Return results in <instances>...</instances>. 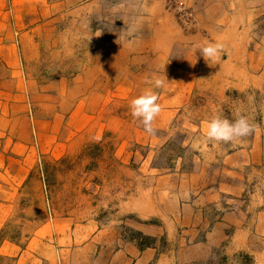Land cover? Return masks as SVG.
I'll return each mask as SVG.
<instances>
[{"label": "rangeland", "instance_id": "1", "mask_svg": "<svg viewBox=\"0 0 264 264\" xmlns=\"http://www.w3.org/2000/svg\"><path fill=\"white\" fill-rule=\"evenodd\" d=\"M213 1L0 0V264H256L264 238L252 224L239 242L225 221L234 207L191 202L218 184L208 171L221 154L241 148L238 207L244 221L255 210L264 217V64L259 80L242 90L232 88L230 65L224 80H209L217 60L206 62L205 77L191 71L179 87L166 78L154 89L163 91L154 134L129 107L154 85L135 77L144 62L129 56L128 65L119 40L141 34L152 3H162L173 36L212 32L232 52L260 41L264 12L244 35L201 29L193 12ZM230 1L221 4L240 8ZM178 4L192 13L190 25L178 20ZM195 58L194 70L201 65ZM237 110L256 126L250 135L227 143L207 138L214 116L232 121ZM227 187L224 202L236 197Z\"/></svg>", "mask_w": 264, "mask_h": 264}, {"label": "crops", "instance_id": "2", "mask_svg": "<svg viewBox=\"0 0 264 264\" xmlns=\"http://www.w3.org/2000/svg\"><path fill=\"white\" fill-rule=\"evenodd\" d=\"M223 1H224L223 4L226 5L227 2H225V0ZM223 1L215 0V2L213 1L214 5L208 4L207 9L201 10L197 7L198 11L193 10L194 11L193 13H195L196 17L198 18L197 21L201 29H205L206 31L222 30L224 31V33L225 32L228 33L229 31L234 30V31H241L240 34L244 35L245 32L247 33V31L248 30L250 31V29L254 28V26L255 29L257 28L256 25L252 26V24L258 22L259 17L261 18V14L264 12V0H241L240 3L239 1L231 0L229 4H232L233 6L235 5L237 6L240 4V8H235L233 10L226 9L225 6L221 4V2ZM161 4L162 3H158L157 5L159 6ZM157 5L155 6V3L154 4L152 3L153 8L151 7L149 9L150 11L148 15L144 16L145 18V21L143 22L144 24L140 25V27L138 28L139 29L138 31L142 30L141 34L135 37H131L132 35H127L125 33H122V38L119 40L120 41L119 45L121 47L120 49L122 50V54L127 57L126 61L128 65H130L131 63L129 56L130 57L136 56V58L141 56L142 61L144 62V66L142 65L139 66L137 73H134L135 77H137L139 80L144 79V82L146 81V83L149 84L148 80H152L157 77L163 78L165 76L167 79L171 81V83L174 82L177 85L181 82V79L188 78L189 77L188 74H190L191 71L192 73H195L194 76L196 77L199 75V72H201L202 73L201 75L205 77L206 75H204V73L205 71L206 72L209 71L206 70L209 68V66L208 64H206V61H204L203 57L200 55L197 46L201 45L204 40L213 41L212 32L211 33L206 32L205 36H198V33L195 32L193 33V35L185 36V39L179 38L177 37V35H175L176 36L175 37L173 36V34L176 32V26L174 25L173 22H171V20L169 21L165 13L159 12V8L157 7ZM262 29L260 28L261 34L262 32H264V28ZM203 34L204 33L202 30V35ZM221 35L222 33L218 32L219 38H221ZM258 44L261 45L260 50L256 48ZM106 45L109 48L112 47L110 51L113 52L114 43L106 44ZM239 49H240L239 51L234 50V52H232L231 50H222V52L223 53L226 52L228 56L226 59H224L223 56L220 55L221 57L217 60L218 62H216L215 64H219L220 66L222 65V67H219L218 65V69H217L218 72H215L214 75H212L213 73H210L211 76H208L209 80L210 79L224 80V78H226V75L223 72L225 70L224 66L230 65L232 66V69L230 70L229 73L232 72L233 76L230 77L229 81L231 80L232 84L233 83L235 84L232 85L233 89L242 90V89H247L248 87H253L252 84L253 83L255 84V82L259 80V75L261 76V74H258V72L262 68V65L264 64V57H263L264 35L262 38H260L259 42L253 43V48L248 49L246 42H244L240 44ZM181 51H184L183 55L180 53ZM195 56H198V58L200 59L199 61H201V65H197V68L195 69L196 71L193 68L194 61L198 62ZM106 63L108 66L111 67L112 62L106 61ZM179 63L181 67H178ZM127 68L128 70L130 69V67ZM174 91L175 93H177L179 91V88H177V90L175 89ZM156 92L160 96L163 91L157 90ZM253 139L255 140L256 137H254ZM250 151L252 152L251 154L252 158H256V155H258L259 150L257 151L255 149L254 151L252 150ZM262 154L263 153L260 154L261 157ZM221 156H222L221 163H219L217 167L215 168L213 167V169L208 171L209 175H211V179L213 181H216V183L218 184L216 186L210 185L207 191H203V193L199 195V197L202 196V199H200L199 197H197V195H195L196 198L194 197L191 204L193 203V205H196L197 202H203L202 205H206L208 203L206 201H209L210 199V201H212L210 205L224 203L227 205V208L234 207L236 210L233 213L232 212L229 213L228 214L229 219L225 220V221L229 220L228 226L233 228V233L231 234L233 236L232 238H235L239 240V242H241L240 240L241 236L245 235L246 233L248 235L249 232L246 226H248L249 228L250 224H252L251 227L253 229L255 228V231L256 233L259 234V237L264 238L263 237L264 217L263 218L261 217L259 211L257 212V210H255V212H253L254 215L250 216L248 221L247 219L246 221H244L243 217L246 214L242 215V209L238 207V205L242 203L237 198L241 195L240 188L238 187L240 181L238 177L241 174L240 163H241V159H243L242 149L241 148H237L236 150L232 149L225 152L224 154H221ZM225 185H227L228 187ZM226 187L227 189L232 190L233 195L236 197L230 199L231 201H228V199H226V201L224 202L221 199L224 196V194L225 196L226 195L229 196V193H226L228 192L226 190ZM195 188H197V186ZM212 197L214 198L212 199ZM221 224H222L221 222H215L214 227H219ZM234 244L238 245V242ZM127 246H129V249L133 251L132 253L135 256H138L140 254L139 251H137L132 244H127ZM234 249H237V247H234ZM254 254H255V263L258 264L257 262L258 259L264 258V248L263 247L256 248ZM137 261H138L137 264L145 263L140 258Z\"/></svg>", "mask_w": 264, "mask_h": 264}, {"label": "clouds", "instance_id": "3", "mask_svg": "<svg viewBox=\"0 0 264 264\" xmlns=\"http://www.w3.org/2000/svg\"><path fill=\"white\" fill-rule=\"evenodd\" d=\"M197 49L208 63L219 59L223 45L219 42L204 40L201 45L197 46ZM166 82V77L155 78L154 81L149 82L154 87L145 88L130 101L131 115L143 125L146 133L154 134L153 123L162 111V106L158 102L159 95L154 89L162 88ZM255 128L256 126L237 110L235 119L232 121L219 115L214 116L207 124L206 136L210 140L227 143L250 135Z\"/></svg>", "mask_w": 264, "mask_h": 264}, {"label": "bare ground", "instance_id": "4", "mask_svg": "<svg viewBox=\"0 0 264 264\" xmlns=\"http://www.w3.org/2000/svg\"><path fill=\"white\" fill-rule=\"evenodd\" d=\"M1 4V3H0ZM31 5V4H30ZM36 5V4H35ZM4 7V6H3ZM33 9V8H32ZM226 11V10H225ZM228 11V10H227ZM32 12V11H31ZM227 15V14H226ZM131 16V15H130ZM106 18H107V16H106ZM229 20V19H228ZM1 21V20H0ZM52 21V20H51ZM145 21V20H144ZM143 21V22H144ZM210 21V20H209ZM218 21V20H217ZM225 22V21H224ZM144 23H142L141 25H143ZM137 25V24H136ZM147 26V25H146ZM136 28V27H135ZM44 29V28H43ZM51 30V29H50ZM136 30V29H135ZM111 31V30H110ZM148 31V30H147ZM140 32V31H139ZM138 34V33H137ZM13 37V36H12ZM114 37V36H113ZM244 37V36H243ZM109 40V39H108ZM127 40V39H126ZM133 40V39H132ZM134 41V40H133ZM237 41V40H236ZM11 42V41H10ZM110 43V42H109ZM166 44V43H165ZM115 45V44H114ZM125 45V44H124ZM129 45V44H128ZM2 46V45H1ZM10 47V46H9ZM131 47V46H130ZM147 47V46H146ZM112 48V47H111ZM11 49V48H10ZM115 49V48H114ZM187 50V49H186ZM147 51V50H146ZM128 52V51H127ZM148 52V51H147ZM234 52V51H233ZM107 53V52H106ZM150 53V52H149ZM144 54V53H143ZM188 54V53H187ZM131 55V54H130ZM150 56V55H149ZM192 57V56H191ZM264 57V56H263ZM11 58V57H10ZM151 58V57H150ZM12 60V59H11ZM71 60V59H70ZM149 60V59H148ZM187 60V59H186ZM75 61V60H74ZM78 61V60H77ZM76 61V62H77ZM190 61V60H189ZM80 62V61H79ZM186 62V61H185ZM243 62V61H242ZM176 63V62H175ZM189 63V62H188ZM226 63V62H225ZM68 64V63H67ZM71 64V63H70ZM87 64V63H86ZM131 64V63H130ZM141 64V63H140ZM147 64H148V62H147ZM10 65H12V63L10 64ZM155 65V64H154ZM13 66V65H12ZM149 67H150V65H149ZM170 67V66H169ZM18 68V67H17ZM56 68V67H55ZM132 69V68H131ZM171 69V68H170ZM185 69V68H184ZM135 70V69H134ZM178 70V69H177ZM180 70V69H179ZM81 72V71H80ZM167 72V71H166ZM169 72V71H168ZM69 73V72H68ZM137 73V72H136ZM64 74V73H63ZM81 74V73H80ZM140 74V73H139ZM142 74V73H141ZM171 74V73H170ZM165 77V76H164ZM163 77V78H164ZM70 78H72V77H70ZM169 78V77H168ZM24 79V78H23ZM72 81H74V80H72ZM129 81V80H128ZM67 83V82H66ZM40 88V87H39ZM61 89V88H60ZM134 89V88H133ZM43 90V89H42ZM62 91V90H61ZM157 91V90H156ZM2 92V91H1ZM9 92V91H8ZM60 92V91H59ZM114 92V91H113ZM48 93V92H47ZM132 95V94H131ZM100 96V95H99ZM169 96V95H168ZM50 97V96H49ZM91 98V97H90ZM169 98V97H168ZM8 99V98H7ZM10 99V98H9ZM41 99V98H40ZM46 100H48V99H46ZM88 100V99H87ZM11 101V100H10ZM45 101V100H44ZM2 102V101H1ZM49 102V101H48ZM15 103V102H14ZM51 103V102H50ZM16 104V103H15ZM87 104V103H86ZM94 104V103H93ZM12 105V104H11ZM83 105V104H82ZM9 107V106H8ZM70 108H73V107H70ZM77 108V107H76ZM15 109V108H14ZM2 110V109H1ZM4 110V109H3ZM78 110V109H77ZM84 110V109H83ZM101 111V110H100ZM93 112V111H92ZM122 112V111H121ZM73 113V112H72ZM94 113V112H93ZM92 113V114H93ZM54 114V113H53ZM69 114V113H68ZM75 114H76V111H75ZM80 115V114H79ZM97 115V114H96ZM59 116V115H58ZM84 116V115H83ZM92 117V116H91ZM119 117V116H118ZM50 118V117H49ZM94 118V117H93ZM131 118V117H130ZM20 119H21V117H20ZM64 120V119H63ZM60 121V120H59ZM92 121V120H91ZM43 122V121H42ZM180 122H181V120H180ZM44 124V123H43ZM54 124V123H53ZM57 124V123H56ZM66 124V123H65ZM70 124V123H69ZM127 124V123H126ZM79 125V124H78ZM81 125V124H80ZM99 125V124H98ZM67 127V126H66ZM203 127V126H202ZM77 130H78V128H77ZM28 131V130H27ZM57 131V130H56ZM26 133V132H25ZM34 133V132H33ZM37 133H39V132H37ZM42 133V132H41ZM22 139V138H21ZM26 141H27V139H26ZM42 142V141H41ZM5 143V142H4ZM33 143V142H32ZM14 144V143H13ZM12 144V145H13ZM18 144V143H17ZM5 145V144H4ZM23 145V144H22ZM38 145V144H37ZM11 147V146H10ZM42 148H43V146H42ZM31 149V148H30ZM10 150V149H9ZM42 150V149H41ZM43 151V150H42ZM46 151V150H45ZM14 152V151H13ZM127 152V151H126ZM56 153V152H55ZM125 153V152H124ZM125 159H126V157H125ZM11 161V160H10ZM55 161H57V160H55ZM54 162V161H53ZM12 168V167H11ZM13 177V176H12ZM16 180V179H15ZM15 183V182H14ZM2 188V187H1ZM4 188V187H3ZM10 188V187H9ZM3 205V204H2ZM69 234V233H68ZM50 236V235H49ZM69 236V235H68ZM79 236V235H78ZM65 237V236H64ZM98 237V236H97ZM100 237H102V236H100ZM52 240V239H51ZM70 242V241H69ZM84 243V242H83ZM82 243V244H83ZM91 243V242H90ZM101 246H102V244H101ZM109 246V245H108ZM51 249V248H50ZM50 254V253H49ZM48 256V255H47ZM89 259V258H88ZM21 262V261H20ZM21 264V263H20Z\"/></svg>", "mask_w": 264, "mask_h": 264}, {"label": "built area", "instance_id": "5", "mask_svg": "<svg viewBox=\"0 0 264 264\" xmlns=\"http://www.w3.org/2000/svg\"><path fill=\"white\" fill-rule=\"evenodd\" d=\"M176 12H177V18L178 20H181L183 24L190 25L191 20L193 19V15L190 11H188L185 7L182 5L178 4L176 5Z\"/></svg>", "mask_w": 264, "mask_h": 264}]
</instances>
